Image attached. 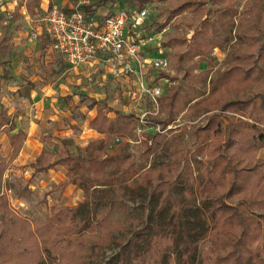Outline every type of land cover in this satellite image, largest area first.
I'll use <instances>...</instances> for the list:
<instances>
[{
  "label": "trees",
  "instance_id": "obj_1",
  "mask_svg": "<svg viewBox=\"0 0 264 264\" xmlns=\"http://www.w3.org/2000/svg\"><path fill=\"white\" fill-rule=\"evenodd\" d=\"M42 1L27 0L31 18ZM122 1L139 10L155 1L170 3L162 10L165 21L157 22L160 31L171 22L178 28L162 42L174 71L160 75L170 85L159 99L164 116L148 117L155 132L144 133L139 163L129 142L138 119L106 101L91 105L97 116L90 124L105 140L70 152L43 139L48 147L30 165L34 174L63 167L66 181L55 189L73 185L84 197L77 206L53 208L47 220L13 208L4 187L9 163L0 159V264H264V0H209L217 9L198 27L187 23L190 40L179 31L182 16L200 14L205 0ZM10 28L1 30L0 65L11 56ZM216 49H231L230 56L210 90L186 108L185 114L205 122L199 147L186 159L184 137L168 129L183 93L178 73L187 79L192 71L186 63L196 56L203 61ZM2 136L14 161L27 135L3 107L0 153ZM112 248L111 257L101 258Z\"/></svg>",
  "mask_w": 264,
  "mask_h": 264
},
{
  "label": "crops",
  "instance_id": "obj_2",
  "mask_svg": "<svg viewBox=\"0 0 264 264\" xmlns=\"http://www.w3.org/2000/svg\"><path fill=\"white\" fill-rule=\"evenodd\" d=\"M83 1L89 2L86 7L90 6L89 0H43L37 10L38 16L45 14L58 2L62 4L59 7L72 10ZM119 8H123L122 4L109 1L103 7H93L92 13L107 16ZM23 14L28 23L16 26L8 64L0 65V104L14 116L17 129L27 135L23 148L13 161L18 166L35 164L48 147L47 142L75 152L78 148L105 140V134L90 127L97 116V109L91 108L95 101H106L110 108L130 115L110 97L114 95V85L127 80H110L99 60L70 69L63 57L50 48V44L42 47L41 41L45 40L33 37L34 33H41L40 23L27 15L26 11ZM5 70L8 71L6 76ZM108 117L114 119L116 116L110 113ZM3 137L11 159L9 140L7 136ZM259 158L264 160V149L260 151ZM29 169L35 175L34 170L31 167ZM44 175L49 177L51 185L57 187L66 181L67 171L57 167L36 177ZM63 196L74 200L75 205L84 200L83 192L73 185L65 188Z\"/></svg>",
  "mask_w": 264,
  "mask_h": 264
},
{
  "label": "rangeland",
  "instance_id": "obj_3",
  "mask_svg": "<svg viewBox=\"0 0 264 264\" xmlns=\"http://www.w3.org/2000/svg\"><path fill=\"white\" fill-rule=\"evenodd\" d=\"M76 1V0H75ZM90 6L93 7H103L107 2L112 1L113 3L122 4L125 8V4L122 0H89ZM206 6L201 10V13H191L186 12L183 14L184 25L181 26L180 32L182 34H187L188 39H191L192 32L188 30L187 23L194 20L195 27L200 25L201 19L209 11H214L217 9L212 5L209 0ZM27 0H0V34L1 30L7 29L10 25L12 28L6 30L7 37L13 38L16 30V26L19 23H28L26 21V15L23 13L26 11ZM2 5V6H1ZM56 6H62L61 2L55 4ZM243 6V5H242ZM125 9L135 11L137 13L146 10L147 19L144 21L143 26L147 30L145 33L151 34L156 37L157 41L163 42L168 34L175 33L178 31L176 24L171 22V24L165 30H158L157 22H164L165 17L162 10L166 11L170 9L169 2H151L146 4L141 10L139 7L127 5ZM18 10V13L16 12ZM242 11V7L240 8ZM17 15L18 20H15L13 16ZM37 19V18H36ZM239 20V18H237ZM230 50L222 51L219 49L214 50L211 55L204 56V60L201 61L198 56L194 57L192 61H189L185 65V69H190L192 75L187 79L184 78L183 73H178L179 84L183 87L182 97L179 101L178 110L179 113L175 119V122L168 129H173V131L178 132L184 137V142L186 144L185 148V158L189 159L191 154L199 147L201 142L202 129L205 126V122L199 116H189L185 114L186 108L188 107L189 101L196 98L204 92L210 90L209 83L211 79L217 78V73L220 69H223L225 61L230 56ZM170 53V50H169ZM195 65V66H194ZM207 72H213L212 76H207ZM167 74L173 75L174 71L170 68ZM148 86L151 85H163V90L166 92L170 85L165 81L166 78H160V75L149 71L147 74ZM156 79V82H152ZM127 81L123 84L117 83L114 85L115 89L114 95L112 97L121 106L124 112L130 115H134L138 122L136 124L135 130H133L132 135L129 139L130 142V152L134 155V161L139 163L141 154L144 151L145 136L144 133L155 132V129L147 125V118L144 124L140 122L142 117H158L161 119L164 114L154 110L151 101L148 96L140 92V88L137 84V80L134 78L126 79ZM165 81V82H164ZM168 81V80H167ZM207 95V94H206ZM0 104V109H1ZM156 113V114H154ZM160 129V128H158ZM168 131V130H166ZM165 131V132H166ZM166 134V133H165ZM5 137L2 136L1 144L2 150L0 153V159L4 162L9 163V169L5 174L4 187L7 195L10 198L13 208L23 216H27L30 219H43L47 220L51 211L55 207H74V200L68 199V197L63 196L65 189H55V185L50 184L49 177L44 175L43 177H36V175L31 174L30 165L18 166L13 161L10 160L9 152L5 147ZM158 154L152 156L151 161L157 157ZM114 249L108 250L105 254H100L101 258H109L114 253Z\"/></svg>",
  "mask_w": 264,
  "mask_h": 264
},
{
  "label": "built area",
  "instance_id": "obj_4",
  "mask_svg": "<svg viewBox=\"0 0 264 264\" xmlns=\"http://www.w3.org/2000/svg\"><path fill=\"white\" fill-rule=\"evenodd\" d=\"M87 4L89 2L83 1L72 10L54 6L37 16L35 19L40 23L41 33H34L33 37L43 38L50 44L70 69L99 60L110 80L136 79L140 92L149 97L158 112L163 85L148 86L147 74L149 71L159 75L168 72L171 62L169 50L162 48V42L145 33L147 30L143 24L147 11L137 13L119 8L110 15L98 16L85 10ZM146 118L148 125L147 116L140 122L144 124Z\"/></svg>",
  "mask_w": 264,
  "mask_h": 264
}]
</instances>
